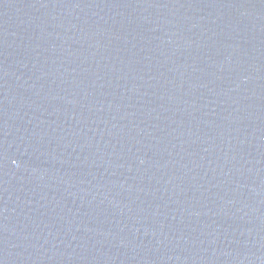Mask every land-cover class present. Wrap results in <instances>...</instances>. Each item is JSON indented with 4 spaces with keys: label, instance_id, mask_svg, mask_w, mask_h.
Segmentation results:
<instances>
[{
    "label": "water",
    "instance_id": "95a60500",
    "mask_svg": "<svg viewBox=\"0 0 264 264\" xmlns=\"http://www.w3.org/2000/svg\"><path fill=\"white\" fill-rule=\"evenodd\" d=\"M0 264H264V0H0Z\"/></svg>",
    "mask_w": 264,
    "mask_h": 264
}]
</instances>
